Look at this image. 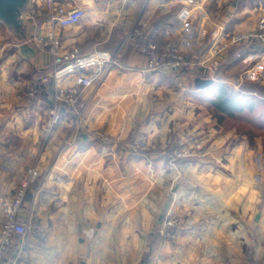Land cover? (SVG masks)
Returning a JSON list of instances; mask_svg holds the SVG:
<instances>
[{"label": "crops", "instance_id": "obj_1", "mask_svg": "<svg viewBox=\"0 0 264 264\" xmlns=\"http://www.w3.org/2000/svg\"><path fill=\"white\" fill-rule=\"evenodd\" d=\"M67 5L83 7L85 16L55 30L61 45L110 55L121 48L120 65L81 89L87 108L80 118L62 108V120L47 132L43 113L53 83L42 85L40 99L25 98V86L49 67L51 55L12 42L0 23V228L2 200L13 197L33 168L37 179L21 218L32 214L45 232L42 239L31 235L26 250L15 245L0 264H264V135L251 125L218 122L210 104L221 85L264 102V51L233 47L216 72L200 76L213 83L198 89L202 69L142 71L146 59L138 45L124 42L137 24L202 57L233 32L255 29L264 0ZM39 24L45 34L48 23ZM98 131L116 142H101ZM129 137L149 141L157 154L133 159L117 143ZM196 143L197 156L175 167L160 156ZM171 213L183 220L177 238H162L150 249L146 235Z\"/></svg>", "mask_w": 264, "mask_h": 264}, {"label": "built area", "instance_id": "obj_2", "mask_svg": "<svg viewBox=\"0 0 264 264\" xmlns=\"http://www.w3.org/2000/svg\"><path fill=\"white\" fill-rule=\"evenodd\" d=\"M67 1L31 0L27 14L32 21L30 42L38 50H47L51 55L49 67L41 78L34 79L29 90L30 95H36L41 92L44 83L48 81L53 83V95L46 121L48 132L62 115L61 109L56 104L62 102L66 106H71L80 100L81 109H84L85 103L81 99V89L90 85L94 78L102 75L110 67L119 66L122 53L121 48L113 55L102 48H94L90 51H83L80 46L64 48L55 30L60 26L75 24L85 16L83 7L69 6ZM39 20H44L49 25V30L45 34L40 32V24L37 23ZM127 41L136 43L140 54L145 57L142 71H185L194 74L198 69H202L201 74L214 73L223 65L222 59L227 58L230 50L235 46L264 51V14L260 17L255 29L233 32L226 41L211 45L207 51L208 55L202 57L182 51L172 41L147 35L137 24L133 25L126 34L124 42ZM243 54L242 51L236 53L238 57ZM222 55H224L223 58H221ZM69 77L72 78L71 84L65 86L60 83L62 79ZM139 146V143L132 144L133 148ZM176 154L182 155L181 152ZM36 178L35 169L29 168L13 197L2 200L4 219L0 228V263L15 245L26 250L31 235L36 234L40 239L45 237V232L39 226L35 216L28 214L26 218H21L24 197L30 183H33ZM262 190L264 196V185ZM182 222V217L170 214L160 220L158 233L174 241L179 234Z\"/></svg>", "mask_w": 264, "mask_h": 264}, {"label": "trees", "instance_id": "obj_3", "mask_svg": "<svg viewBox=\"0 0 264 264\" xmlns=\"http://www.w3.org/2000/svg\"><path fill=\"white\" fill-rule=\"evenodd\" d=\"M198 76H202V74L198 73ZM210 104L213 109V115L217 118L218 122H225L232 119V121L236 123L238 129H241L243 126L248 127L251 125L255 131L264 135V102H257L249 95L221 85L217 86L214 96L210 99ZM132 139L133 137H129L125 139L124 142ZM121 143L123 142L121 141ZM129 154L133 159L140 160L146 157L148 153L141 154L131 152ZM183 158L185 157L179 158L177 162H182ZM156 224L145 238L150 249H153L159 240L165 238L158 233V224Z\"/></svg>", "mask_w": 264, "mask_h": 264}, {"label": "rangeland", "instance_id": "obj_4", "mask_svg": "<svg viewBox=\"0 0 264 264\" xmlns=\"http://www.w3.org/2000/svg\"><path fill=\"white\" fill-rule=\"evenodd\" d=\"M37 23L39 24L40 23V20L37 21ZM30 32H31V28H30V31H29V35H30ZM41 32V30H40ZM32 44V43H31ZM40 51V50H39ZM47 51V50H46ZM48 52V51H47ZM49 53V52H48ZM50 54V53H49ZM46 69H43V70H40V73H38V78H41L42 77V74L45 72ZM104 73L102 75H99V77H103ZM35 78H32L29 83L27 84V86H25V98H29V99H40V93H37L36 95H30L29 94V90H30V87L33 83ZM66 86V85H65ZM82 101L85 103V107L84 109H81V105H80V100L69 106V105H65L64 103L62 102H58L56 104V106L58 108L61 109L62 111V108L66 109L65 111H68V112H73L74 113V116L77 117V118H80L83 114V112L86 110L87 108V102L83 99V97H81ZM50 103L48 104H45L44 106V120H43V126H44V129L47 131V125H46V121H47V113H49V109H50ZM62 120V115H61V118L59 119V121L52 127V129ZM227 123L229 122L230 125L233 124V121L232 119H229L226 121ZM236 124V123H235ZM251 127V126H250ZM51 129V130H52ZM50 130V131H51ZM49 131V132H50ZM48 132V131H47ZM258 132V131H257ZM259 133V132H258ZM94 136L96 138H98L101 142H116L113 138H111L107 133L105 132H102V131H98V132H95ZM125 140V139H124ZM124 140H122L123 143H121L120 141H118L117 143H119L120 145H122L129 153L131 152H134V153H141V154H147L146 157H148L149 155H153V154H157V151L155 149H158L157 147H155L154 145H152L149 141L145 140L144 138H134L130 141H127V142H124ZM133 143H139L140 146L137 147V148H133L132 147V144ZM201 147V144L200 143H196L193 147L189 148V149H184V148H167L165 150H163L160 154V156H164V159L166 160L167 163L173 165V167H175L177 163V161L179 160V158H182V157H194V156H197L196 153L197 151L196 150H199ZM194 148V149H192ZM149 151H152V152H149ZM176 152H181L182 155L178 156L176 154ZM159 156V157H160ZM144 159V158H142ZM141 160V159H140ZM158 160H162V159H158ZM37 174V173H36ZM37 179V178H36ZM261 190L260 192L263 193V190H262V187H260ZM172 215H175L174 213H171ZM176 216H179L176 214ZM180 217V216H179ZM161 220V219H160ZM160 220H157V224L160 223ZM156 224V225H157ZM158 229V228H157Z\"/></svg>", "mask_w": 264, "mask_h": 264}, {"label": "water", "instance_id": "obj_5", "mask_svg": "<svg viewBox=\"0 0 264 264\" xmlns=\"http://www.w3.org/2000/svg\"><path fill=\"white\" fill-rule=\"evenodd\" d=\"M30 5L31 0H0V23L6 29L7 37L16 44H31L29 31L32 21L27 17ZM212 83L211 78H195V87L198 89H204Z\"/></svg>", "mask_w": 264, "mask_h": 264}]
</instances>
